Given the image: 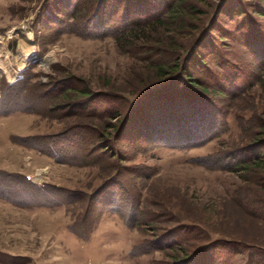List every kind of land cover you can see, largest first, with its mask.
<instances>
[{
    "label": "rangeland",
    "instance_id": "374dc122",
    "mask_svg": "<svg viewBox=\"0 0 264 264\" xmlns=\"http://www.w3.org/2000/svg\"><path fill=\"white\" fill-rule=\"evenodd\" d=\"M76 1L0 0V264H172L180 248L170 247L175 238L168 231L185 224L210 239L251 247L264 241L263 220L256 218L264 214V172L236 168L252 160L255 152L247 147L264 128V45L256 53L241 37L249 34V43L251 30H264V16L249 13L254 26L238 30L239 11L250 12L248 7L226 4L214 16L219 0L205 3L202 23L217 21V30L200 42L212 43L202 50L209 76L223 78L226 71L229 79H221L227 95H212L221 125L200 146L153 148L163 140L185 141L187 132L171 129L152 146L132 136L106 138L114 111L123 109L111 95L130 100L144 88L152 57L142 47L118 44L113 26L72 18ZM236 25L237 36L222 42L220 29L232 32ZM189 32L177 38L180 49L192 44ZM71 76L90 81L110 99L70 106L67 100L75 97L64 96L67 87L56 80ZM19 79L24 87L3 90ZM15 108L23 111L8 114ZM194 122L186 129L201 132ZM54 151L58 159L47 154ZM116 152L120 156L113 158ZM128 220L139 224L129 226ZM92 225L87 239L73 231L84 235ZM195 234L178 241L189 248L193 241H186ZM156 245L161 248L151 251ZM247 252L217 248L203 262L246 264Z\"/></svg>",
    "mask_w": 264,
    "mask_h": 264
},
{
    "label": "trees",
    "instance_id": "16d2710c",
    "mask_svg": "<svg viewBox=\"0 0 264 264\" xmlns=\"http://www.w3.org/2000/svg\"><path fill=\"white\" fill-rule=\"evenodd\" d=\"M208 1L210 0L76 1L72 11V18L75 20L82 19L83 21L92 18L96 19V23H100L99 25L101 27L113 26L118 31V33H116L118 44H124L125 47L129 48H143V50H146V54L152 57L150 59L152 62L150 67L153 70L152 78L144 80V88L130 100L122 99L118 95L116 96V94L111 95V97L115 98L119 108L122 107L126 110L117 109L114 111L112 118H114L115 121L107 129L110 133L106 135L107 140L116 139L118 141H123L124 138L127 140L129 136H132L133 139L137 138V142L140 140L148 141L147 144L152 146V144L154 145L160 138L167 139L168 137H166L165 134H169L171 129L179 130L180 128H182L183 132H187V134L185 133V135H187V137L184 138L185 141L182 139L175 143L174 141L163 140L162 144L154 145L153 148H158L159 146L170 148L196 147L200 146L202 142L212 138L208 133L212 134L216 127L221 125V123L219 124L217 122V117H219L221 111L218 109L217 105H215L212 95L215 96V94H219L223 96L228 94L227 89H225L226 82L224 86L221 84V82H223L221 79L224 80L228 77L226 71H223L224 73L221 74L224 76L223 78L216 77L219 75L217 72L214 73V76L212 75L213 78L209 76V74H211L210 66L207 64L206 58L202 53V50H209L212 43L210 41H203L205 44L201 45V37L204 33H213L217 30V27H215L217 22L216 18L214 19V23H212L213 21L207 23H202L201 21V17L205 14V3ZM226 4H230L231 7L235 6L236 8L244 5L251 10L250 12L246 11V9H241L239 11L240 18L237 24L240 27L238 30H240V28L250 29L254 26V24L249 22V20H256L251 19V12L257 16H264V0H256L249 4H244L242 0H219L214 16L219 13L220 6L224 7ZM108 8L111 9L110 12H108ZM221 12L222 10L220 13ZM231 12L232 14H236L235 11L227 10L228 14ZM198 19H200V21H197ZM187 29L190 31L189 35L191 34L192 36V39L190 38L192 44L183 50L177 47L179 44L177 38ZM220 31L222 42H225L228 38L233 39L237 36L236 33H238L237 25L236 30L232 32L230 30H223V28H221ZM251 31L254 35L251 36L249 43L247 41L249 34L248 37L247 33L241 37H243V40H246V45L252 48V51L258 53L255 47L264 45V30L262 29L261 32L256 29ZM197 32L200 33L196 38ZM169 33L171 37L173 36V39L169 37ZM151 34H155V38H153ZM168 38L170 40H168ZM181 44L185 46L184 43ZM71 77V79L65 78L63 80H56L58 83H64L66 85L67 88L62 92L64 96L69 97L67 94H73V97H75L74 101L73 99L67 100L70 106L71 104L76 106L79 102L85 103L94 101L95 99H110V95L104 94L102 91H95L90 81L81 77ZM210 80L214 81V86L216 87L211 85L212 83ZM228 80L229 79H227V81ZM20 81L22 80L19 79L13 84H8L3 90L24 87L26 83L22 85L23 81ZM104 96H108L109 98ZM19 110L21 109L15 108L9 110L8 114ZM3 115H5V111H0V116ZM195 115L199 116L197 122H194ZM191 122H194L193 125L200 123L202 131L197 132L198 130L194 126L191 127L193 131L186 129L187 124ZM212 125H214V127ZM195 132L199 133V135L195 136ZM201 138L202 140L199 141L198 139ZM190 141H192V144H187V142ZM103 148V152L109 150L107 145L106 148ZM247 148L254 150V157H251V161H239L236 168L245 170L256 168L264 172V128H262L255 140L252 141ZM107 153L109 152L107 151ZM47 154L58 159L57 151L47 152ZM119 156L120 154L118 152L113 154V158ZM249 164H253L254 167ZM101 189L97 190L96 193L88 199L92 200L93 198L94 200L99 195ZM91 206L92 212L95 211L96 205L93 207L91 204ZM258 210H260V208ZM98 216L99 215H97V217ZM256 218L257 222H259L258 219L263 220L262 223L259 222V224L264 228L263 211L258 212ZM137 224H139V222L127 221V225L129 226H135ZM194 226L195 225L189 226L185 224L168 231V234L172 233L171 235L175 238L171 240H175V242L170 243V247H175L177 243V246L180 248L175 251L172 264H213L210 261L204 263L203 260L207 258L204 257L206 254H212L217 248L227 250L230 255L245 254L249 250L250 252L247 253L251 259L245 261L246 264H262V259L260 257V251L262 250L260 248L263 247L264 249V241L260 240L251 247V245L244 244L234 239H229L227 241L219 238L210 239L206 231ZM93 228L94 226L92 225L84 235L72 229L75 233L79 234L81 238L87 239ZM182 234L185 236L195 234V236L190 237V239L188 238V241H186V243L193 241L192 245H189V248L183 247L185 243L182 241V243H180L178 241V236ZM160 248L161 247L158 245L152 246L151 251L159 250Z\"/></svg>",
    "mask_w": 264,
    "mask_h": 264
}]
</instances>
